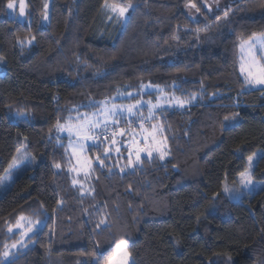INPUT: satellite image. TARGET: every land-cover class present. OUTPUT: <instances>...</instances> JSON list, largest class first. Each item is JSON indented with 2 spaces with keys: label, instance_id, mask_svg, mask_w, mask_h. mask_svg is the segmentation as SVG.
<instances>
[{
  "label": "trees",
  "instance_id": "1",
  "mask_svg": "<svg viewBox=\"0 0 264 264\" xmlns=\"http://www.w3.org/2000/svg\"><path fill=\"white\" fill-rule=\"evenodd\" d=\"M8 2L0 0V253L21 239L14 228L26 217L43 224L11 264H105L122 240L135 264H264V188L245 202L222 191L258 148L254 176L264 179V88L247 89L239 68V43L264 33V0H235L214 15L204 0H51L46 26L44 0H28L29 25ZM106 2L133 5L114 39L101 36ZM145 83L188 101L153 118L168 158L143 156L121 172L109 162L128 156H105L102 138L88 150L84 191L58 125ZM22 147L36 163L6 175Z\"/></svg>",
  "mask_w": 264,
  "mask_h": 264
},
{
  "label": "rangeland",
  "instance_id": "2",
  "mask_svg": "<svg viewBox=\"0 0 264 264\" xmlns=\"http://www.w3.org/2000/svg\"><path fill=\"white\" fill-rule=\"evenodd\" d=\"M235 0H204L205 6L207 10L212 14H217L221 11L226 5L233 2ZM107 5H120L127 6L128 4L121 3H110L106 2L102 7L101 12V20L100 25L105 30L103 31V35L105 38L114 39L120 33H122L125 24L131 14L133 9V5L128 11L120 16L118 13L113 12L111 7H106ZM25 15L23 17L19 16V0H15L14 9H8V14L11 17H14L26 24H31L30 15L28 12V0H25ZM47 5V7H45ZM193 3L189 2L186 5V10L189 16L193 20H200L202 18L201 13L197 10L196 7H193ZM51 13V0H44V13L42 16L41 24L46 26L50 20ZM45 15L47 19H45ZM242 42V41H241ZM240 42V44H241ZM242 58L248 63L249 57L248 53L245 51L241 52ZM256 59L261 63H264V60H260V54L257 53ZM247 75V72H244V79ZM246 82V79H245ZM264 87V85L250 84L246 82V88H256V87ZM138 96V97H137ZM136 97V99H134ZM140 102V103H137ZM93 104H98V107H93L92 110H79L73 114L66 121L60 123L57 127L58 130V138H65L66 148L69 151L71 156V172L72 175L75 176V180H77V184L82 186L84 191L91 190V164L92 159L89 155V148L94 145L103 144L101 139L109 145L104 149V155L110 156L114 154L116 157L119 154H123L128 156V161L124 162L123 160L115 159L114 161H110L112 163V168L117 169L121 172H125L127 170L133 169L136 165H138L139 161L143 156H153L157 155L161 158V153H163V159L168 158V147L166 143V139L163 133V126L159 121L153 120L159 110L163 108H173V107H184L188 104V101L176 96L175 94L165 90V88L160 87L158 85H154L151 83H145L141 85L137 90H124L120 89L112 98L92 101ZM117 106V114L107 119V128H112V135L109 136L106 132H103L104 128V112L105 109H112L113 106ZM136 105L133 109L132 114L130 115L127 112L128 106ZM155 105L156 107H153ZM147 107V117L139 113L140 107ZM138 114V115H135ZM79 117L80 119H77ZM126 118L131 124H135L134 127H128L129 122L125 126L123 125V119ZM151 118V119H150ZM147 119V120H146ZM150 119V122H148ZM85 120L98 121L99 126L96 129L89 130L87 134L89 136L97 137L98 139H84V133H80L77 135L75 131L71 135H69L68 127L72 126L75 128L76 125L84 123ZM115 121V123H113ZM142 121H145L142 123ZM143 125L141 128L140 125ZM105 129V128H104ZM107 130V129H106ZM105 134V135H104ZM106 136V137H102ZM112 138V139H108ZM82 144V146H80ZM136 149H142L144 151L140 152V160L137 162L136 160ZM107 150V154H106ZM263 150L261 148L256 149L249 157H252L251 166L249 164V157L246 161V166L243 171L236 175L234 179H225L222 187V191L224 192V187L227 185L230 189L229 192H224L228 197L237 202H245L246 199L252 195L253 193L264 188V179H257L254 176V170L256 164L258 162L259 157L262 155ZM121 157V156H120ZM17 160L18 163L13 164V161ZM129 160L132 161V164H129ZM31 163H36L35 157L30 154L25 147H22L14 156V158L10 161L7 169L6 175H9L10 171L17 169L21 165H29ZM10 165H12L10 167ZM244 173L246 176H249L252 183L245 187L241 184V174ZM5 175V176H6ZM4 176V177H5ZM6 189L3 180L0 183V190ZM19 224L22 227H15L14 230L21 232V239L16 241L13 244H16L15 248H12L11 244L6 251H10L13 255L19 248L22 247L23 243L25 245V240L28 235L32 234L34 231L38 230L42 227L43 223H39L37 226V222L30 221L26 217H22ZM32 227L33 231L29 232L28 235L23 236L22 233L27 231L29 227ZM11 255V256H12ZM8 259H10V257ZM134 259L130 254V264Z\"/></svg>",
  "mask_w": 264,
  "mask_h": 264
},
{
  "label": "snow or ice",
  "instance_id": "3",
  "mask_svg": "<svg viewBox=\"0 0 264 264\" xmlns=\"http://www.w3.org/2000/svg\"><path fill=\"white\" fill-rule=\"evenodd\" d=\"M15 7V0H9L7 4L8 9H14ZM25 0H19V16L23 17L25 15ZM47 7V5H45ZM106 7H111V10L113 12L118 13L120 16H123L129 8L132 7L131 4H128L127 6H120V5H107ZM195 7V5H193ZM225 16H227V13H225ZM45 19H47V16L45 15ZM219 19V18H218ZM34 39V37L32 38ZM28 43H31V40L27 41ZM21 44H24V40H20ZM241 52L244 53L245 51L248 53L249 57V63L248 67L245 68L244 65L241 66L242 72H247V75L245 77L246 82L250 84H257V85H264V63H261L256 59L257 53L260 54V60H264V33H253L251 36H249L246 40H242L240 44ZM140 103V102H137ZM136 107V105L128 106L127 112L131 115L133 112V109ZM153 107H156L153 105ZM117 114V106H113L112 109H105L104 116V128L107 129V119L108 117L114 116ZM77 119H80L77 117ZM228 118L226 117L225 120ZM115 123V121H113ZM99 126L98 121H92V120H85L84 123L78 124L73 128L72 126L68 127L69 135L75 131L77 135L80 133H84V139H98L97 137L89 136L87 132L89 130L96 129ZM141 128H143V125H140ZM63 127V126H58ZM82 146V144L80 145ZM144 151L142 149H136V160L137 162L140 160V152ZM107 154V150H106ZM163 153H161V159H163ZM99 159V157H97ZM249 164L251 166L252 163V157H249ZM19 161L14 160L13 164L18 163ZM102 163V162H101ZM129 164H132V161L129 160ZM12 165H10L11 167ZM59 167V165H57ZM73 183H76V181H73ZM252 181L249 176H246L244 173L241 174V184H243L245 187H247L249 184H251ZM230 189L227 185L224 187V192H229ZM23 219V218H21ZM39 223H42V221L37 222V226ZM100 224H104L107 226V223L105 220H101ZM100 224L97 225V227L100 226ZM16 227H22L21 224H17ZM9 231H12L11 228H9ZM33 229L30 226L27 231L23 232L22 235L26 236L29 232H32ZM19 243V241L17 242ZM7 247V246H6ZM12 248L16 247V244H13L11 246ZM12 253L10 251H4L3 253H0V264H11V261H9V256H11ZM105 264H130V253L128 251V244L126 241L122 240L119 243L115 244V250L114 252L108 256L107 260L105 261ZM132 264H135L133 261Z\"/></svg>",
  "mask_w": 264,
  "mask_h": 264
},
{
  "label": "crops",
  "instance_id": "4",
  "mask_svg": "<svg viewBox=\"0 0 264 264\" xmlns=\"http://www.w3.org/2000/svg\"><path fill=\"white\" fill-rule=\"evenodd\" d=\"M249 63V62H248ZM248 63L244 60V58H242L241 56V48H240V43H239V68H240V71H241V66L244 65L245 68L248 67ZM246 73V72H245ZM241 74L243 75L244 77V72L241 71ZM256 88H264V87H256Z\"/></svg>",
  "mask_w": 264,
  "mask_h": 264
},
{
  "label": "built area",
  "instance_id": "5",
  "mask_svg": "<svg viewBox=\"0 0 264 264\" xmlns=\"http://www.w3.org/2000/svg\"><path fill=\"white\" fill-rule=\"evenodd\" d=\"M109 129H111V128H107V130H105L106 134L108 133Z\"/></svg>",
  "mask_w": 264,
  "mask_h": 264
}]
</instances>
